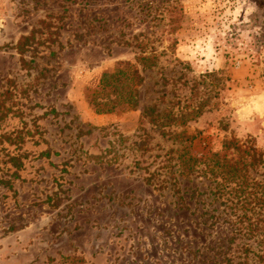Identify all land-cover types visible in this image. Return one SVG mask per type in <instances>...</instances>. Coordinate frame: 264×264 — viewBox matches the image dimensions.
Wrapping results in <instances>:
<instances>
[{
	"label": "rangeland",
	"instance_id": "1",
	"mask_svg": "<svg viewBox=\"0 0 264 264\" xmlns=\"http://www.w3.org/2000/svg\"><path fill=\"white\" fill-rule=\"evenodd\" d=\"M125 63L143 79L137 108L97 114L102 76ZM180 133L193 154L239 157L224 141L264 153L261 0H0V264H217L214 183L168 180ZM249 176V204L234 193L228 212L262 229L264 155ZM263 239L239 236L222 264H264Z\"/></svg>",
	"mask_w": 264,
	"mask_h": 264
},
{
	"label": "trees",
	"instance_id": "2",
	"mask_svg": "<svg viewBox=\"0 0 264 264\" xmlns=\"http://www.w3.org/2000/svg\"><path fill=\"white\" fill-rule=\"evenodd\" d=\"M264 5V0H261ZM172 30H176L177 27H172ZM30 37H21L19 43L17 44L15 50L20 56L21 64L25 66L27 61L24 58V55L32 50L30 44ZM136 62L141 64L142 70H147L155 66V57L152 55L145 56L141 53L137 57ZM217 73H210L208 77H213L216 79ZM143 79L140 75L139 70L131 65L130 63H125L122 70L111 74H104L99 83V91L93 94V102L97 106L96 113L103 114L114 111L115 108L119 106H129L130 108H137V91L134 86L141 85ZM111 96V99H107L106 109L101 108L100 103H97L103 97ZM201 107H196L197 112L191 113L188 115H169L166 117V123L168 127L179 126L183 127L187 124L189 118L199 115ZM154 109L148 108L145 110L144 114L153 115ZM159 116V115H156ZM175 144H178L179 148L176 150L175 163L172 167V171L168 180H170V185L175 186L178 189V186L185 180H188L196 172L200 173L204 178L214 183V201H220V207L223 206V209H218V213H213L208 219L205 218V221L210 220V225L213 224H223L226 223L228 227L224 233V243L219 249L220 259L215 263L222 264L223 262L230 261L228 257L230 249L229 245L234 242L239 236H246L252 234L253 232H263L264 227L261 229L258 227V222H251V219L248 217H235L228 211L233 208V201L230 199L231 195L238 193L235 198L237 199L238 204L247 205L249 204L246 200V197L241 198L243 191L247 193L248 187L251 185L249 169L256 166L262 162V156L264 153H258L252 146L247 145H238L235 142L224 141L222 148L224 151H235L239 154L233 159L227 160L225 156L222 157L220 153L214 152L210 153L209 151H202L200 154H193L192 152V143L196 137H188L183 133L173 134L172 135ZM235 185L234 188L232 185ZM237 188V189H236ZM181 201L182 198H179ZM213 203V201H212ZM231 203V205H229ZM261 204H264V201H260ZM247 218L248 225L246 229H238L236 223L243 224L244 219ZM258 239V238H257ZM264 240V239H263ZM216 256V254L214 255ZM232 262V261H231Z\"/></svg>",
	"mask_w": 264,
	"mask_h": 264
}]
</instances>
